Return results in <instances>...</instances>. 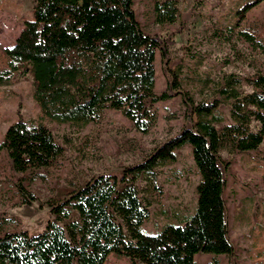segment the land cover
<instances>
[{
	"label": "trees",
	"instance_id": "trees-1",
	"mask_svg": "<svg viewBox=\"0 0 264 264\" xmlns=\"http://www.w3.org/2000/svg\"><path fill=\"white\" fill-rule=\"evenodd\" d=\"M262 1L240 3L228 27L231 36L241 26L239 38L256 49L263 48L264 23L255 29L241 22ZM179 3L153 0L155 22L175 24ZM133 5L134 0H35L32 19L24 22L14 45L0 51V87L12 85L21 65L28 64L34 74L33 98L43 117L86 127L113 109L148 134L158 119L155 105L176 92L155 91L157 50L165 52V47L159 37L142 30ZM202 80L208 88L211 75L198 78ZM244 83L251 91L241 90ZM179 85L170 81L171 90ZM222 92L231 100V122L222 130L215 125L223 120L218 110L222 101H202L195 109L196 128L184 127L143 162L124 168L120 177L99 174L50 204L54 218L42 232L20 230L0 237V264H105L112 254L141 264H196L200 252L232 255L220 152L258 151L263 144L264 71L245 79L230 75ZM185 145L192 146L200 175L196 212L182 224L167 223L150 235L143 224L164 196L159 170L176 161V151ZM0 148L21 173L48 168L65 154L47 125L23 118L7 128ZM259 226L261 231L264 225Z\"/></svg>",
	"mask_w": 264,
	"mask_h": 264
},
{
	"label": "rangeland",
	"instance_id": "rangeland-1",
	"mask_svg": "<svg viewBox=\"0 0 264 264\" xmlns=\"http://www.w3.org/2000/svg\"><path fill=\"white\" fill-rule=\"evenodd\" d=\"M251 0H179V18L175 24L155 22L153 0H134L136 19L142 30L159 37L165 52L157 50V94L176 92L170 100L154 107L156 125L148 134L138 132L118 110L106 109L99 122L86 127L52 122L43 117L33 98V69L23 64L12 85L0 87V143L7 128L20 118L42 121L65 146V154L54 165L27 172L15 170L6 149L0 148V237L7 232L43 231L49 219L50 204L60 202L99 174L122 175L124 168L143 162L160 144L177 135L184 127L196 128V107L202 102L222 101L219 130L231 122V100L222 90L230 75L242 79L264 71L263 48H253L238 36L239 26L229 36L234 11L240 3ZM35 0H0V51L14 45L32 19ZM264 23V1L252 8L241 25L260 29ZM229 36V39L227 37ZM211 75L209 87L203 80ZM170 81L178 82L170 89ZM243 92L251 91L247 84ZM177 160L159 170L164 196L154 203L143 230L155 235L165 224H182L196 212L197 173L192 146L176 151ZM224 165V199L228 237L232 255L197 253L196 264H264V142L259 150L247 153L222 149ZM142 187L144 183L139 182ZM27 196V198H26ZM29 199V202L26 201ZM105 264H141L127 257L110 255Z\"/></svg>",
	"mask_w": 264,
	"mask_h": 264
}]
</instances>
